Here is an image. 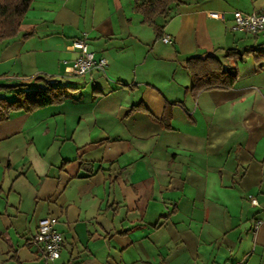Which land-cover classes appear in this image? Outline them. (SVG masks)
Here are the masks:
<instances>
[{
    "label": "crops",
    "instance_id": "crops-1",
    "mask_svg": "<svg viewBox=\"0 0 264 264\" xmlns=\"http://www.w3.org/2000/svg\"><path fill=\"white\" fill-rule=\"evenodd\" d=\"M262 10L181 0L143 23L134 0H33L0 42V85L83 89L0 123V264H264V30H229L233 12ZM82 37L104 72L67 73ZM191 57L235 67L234 86L193 96ZM46 217L62 234L55 261L33 242Z\"/></svg>",
    "mask_w": 264,
    "mask_h": 264
},
{
    "label": "trees",
    "instance_id": "trees-1",
    "mask_svg": "<svg viewBox=\"0 0 264 264\" xmlns=\"http://www.w3.org/2000/svg\"><path fill=\"white\" fill-rule=\"evenodd\" d=\"M33 0H0V42L14 38ZM181 0H134L136 12L143 23H153L157 16H166L172 4ZM156 37L161 38L160 28H155ZM252 51L238 54L232 52L233 61H243ZM184 68L191 79L190 92L193 96L211 89H229L234 86L238 72L235 67L223 66L214 57H191L185 60ZM42 85L24 89V84L0 85V123L12 114L29 113L36 109L60 104L70 97V86L60 85L52 78L33 77L27 80ZM11 98V99H10ZM140 109L135 106L130 112Z\"/></svg>",
    "mask_w": 264,
    "mask_h": 264
},
{
    "label": "built area",
    "instance_id": "built-area-1",
    "mask_svg": "<svg viewBox=\"0 0 264 264\" xmlns=\"http://www.w3.org/2000/svg\"><path fill=\"white\" fill-rule=\"evenodd\" d=\"M210 18L223 19L221 13L210 12ZM232 33H241L250 36H256L259 32L264 30V10L253 13H242L239 11L233 12V20L229 27ZM161 42L169 44L172 42L168 36L161 37ZM68 48L78 52L77 58L67 68V73L70 75L83 77L94 69L104 72L106 67V59L101 57L95 58L94 52L90 49L86 38L82 37L73 40ZM249 201L252 205L256 206L255 198L249 196ZM262 224V221L257 220L253 224V232ZM56 220L53 217H46L38 221L33 242L41 245L44 252V259L46 261H55L60 257L62 246V234L55 228Z\"/></svg>",
    "mask_w": 264,
    "mask_h": 264
},
{
    "label": "rangeland",
    "instance_id": "rangeland-1",
    "mask_svg": "<svg viewBox=\"0 0 264 264\" xmlns=\"http://www.w3.org/2000/svg\"><path fill=\"white\" fill-rule=\"evenodd\" d=\"M74 81H78V79L77 80H73V82H72V80H71V82H70V84H66L67 83V81H58L57 83L58 84H60V85H69V86H73L74 84H78V87H79V89L80 90H82L83 88H82V82H80V81H78L77 83L75 82L74 83ZM72 90V89H71ZM88 91V90H87ZM11 99V98H10Z\"/></svg>",
    "mask_w": 264,
    "mask_h": 264
}]
</instances>
